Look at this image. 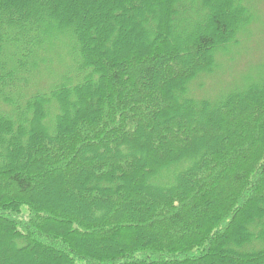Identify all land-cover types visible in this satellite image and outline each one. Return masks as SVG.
Here are the masks:
<instances>
[{
    "label": "trees",
    "instance_id": "obj_1",
    "mask_svg": "<svg viewBox=\"0 0 264 264\" xmlns=\"http://www.w3.org/2000/svg\"><path fill=\"white\" fill-rule=\"evenodd\" d=\"M250 22L244 0H0V264H264V81L190 96Z\"/></svg>",
    "mask_w": 264,
    "mask_h": 264
},
{
    "label": "rangeland",
    "instance_id": "obj_2",
    "mask_svg": "<svg viewBox=\"0 0 264 264\" xmlns=\"http://www.w3.org/2000/svg\"><path fill=\"white\" fill-rule=\"evenodd\" d=\"M244 4L251 22L241 29L228 52L218 55L216 70L192 82L190 96L197 101L217 103L233 92L264 81V0H244Z\"/></svg>",
    "mask_w": 264,
    "mask_h": 264
}]
</instances>
